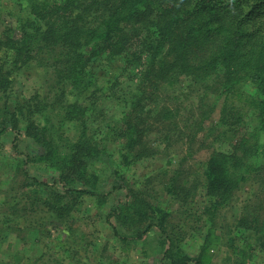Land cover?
Returning a JSON list of instances; mask_svg holds the SVG:
<instances>
[{
	"label": "trees",
	"instance_id": "1",
	"mask_svg": "<svg viewBox=\"0 0 264 264\" xmlns=\"http://www.w3.org/2000/svg\"><path fill=\"white\" fill-rule=\"evenodd\" d=\"M20 4L17 25L0 34V54L12 64L0 55V100L12 89L15 71L31 60L51 79L45 93L16 99L18 116L9 112V119H1L0 133L10 128L11 120L26 124L25 132L39 146L36 158L59 170L53 182H40L47 188L46 195L37 189L25 191L32 200L26 207L34 211L35 205H41L71 231L60 243L64 257L58 253L26 256L23 264H86L91 258L86 234L77 235L73 221L79 197L93 195L106 204L115 190L127 189L122 183L98 189L100 175L89 171L90 162L111 155L109 136L123 140L121 155L126 163L147 155L150 149L145 145L137 149V145L144 143L153 119L172 120L180 114V106L162 103L159 85L172 84L181 76L203 85L206 93L214 90L224 97L219 121L228 128L222 135L230 132L235 136L228 138H238L232 149L209 157L203 173L206 205L189 201L188 188L178 183L177 176L166 185L177 200L202 211L196 218L202 220L207 214L204 241L195 254L188 253L168 230L171 212L134 188L127 189L126 200L118 202L111 214L122 219L123 230L132 228L130 221L145 223L135 227L130 237L114 226L124 242L143 239L159 229L161 264H213V248L222 241L214 234L215 215L233 202L247 181L259 180L264 188V0H23ZM2 17L0 0V23ZM106 51L132 55L139 68L134 71L137 80L131 75L132 85L115 97L117 113H109L107 105L98 101L96 90L92 106L71 102L67 96L74 88L90 90L89 63ZM72 129L75 136L70 134ZM259 221L242 217L237 227L252 226L264 236V227L260 230L264 223ZM43 226L38 221L31 229L40 233ZM230 246L235 249L229 257L233 264H250L256 255L255 244L244 237L232 235Z\"/></svg>",
	"mask_w": 264,
	"mask_h": 264
},
{
	"label": "rangeland",
	"instance_id": "2",
	"mask_svg": "<svg viewBox=\"0 0 264 264\" xmlns=\"http://www.w3.org/2000/svg\"><path fill=\"white\" fill-rule=\"evenodd\" d=\"M21 1L1 0L3 17L0 34L6 31L7 26L17 25L16 17L22 13ZM0 55L7 60V65L12 66L8 56L2 52ZM136 63L132 55L103 52L89 63L93 79L90 90L72 89L67 95L69 101L92 106L96 102L92 92L96 90L98 101L107 105L109 113H117L120 110L116 107L115 97L132 85L131 75L137 80L134 71L139 68ZM12 77V89L0 100V121L5 117L9 119V112L18 116L15 112L16 99L30 98L37 92L45 93L51 79L50 73L38 66L35 60L16 70ZM159 86L162 103L170 108L180 106V114L172 120L153 119L152 127L143 137L144 143L137 145V149L145 145L150 149L149 153L131 158V162L126 163L121 155L123 140L109 136L107 143L111 155L91 161L88 169L100 175V190L122 183L127 189L134 188L140 191L141 196L162 204L171 212L168 217L169 232L180 239L184 249L193 255L208 233V216L205 214L202 220L196 218L202 211L190 208L187 201L177 200L167 192L166 185L173 176H177L178 183H184L188 188L189 201L206 205L209 201L205 195L203 173L209 157L217 151L232 149L238 138H228V135L235 136L230 132L222 135L228 126L219 121L224 97H218L217 91L208 90L209 93H206L203 85L185 76L172 84L162 82ZM120 116L116 114L117 118ZM58 118L55 116L54 120ZM9 125L6 132L0 133V264H23L26 256L34 259L40 254L58 253L64 257L60 243L71 235V231L55 215L44 211L41 205H35L37 208L34 211L26 207L32 200L25 197L28 189H37L41 195H46L47 188L40 182H53L59 170L36 158L39 146L25 132L26 124L22 120H11ZM70 134L75 136L76 130L72 129ZM259 183L254 179L247 181L236 191L233 202L217 211L215 219L218 227L214 229V234L220 235L222 241L213 248V264H233V259L229 260L235 252L230 246L232 235L244 237L255 244L256 255L249 261L250 264H264L262 233L252 226L250 229L237 227V221L242 217L251 223L259 218V224L264 223V188L261 189ZM127 189L115 190L106 204L99 203L93 195L79 197L73 221L77 235L86 234L88 255L91 257L86 264H161L159 229L154 228L143 239H129L128 242L115 233L114 226L130 237L135 227L145 224L137 219L129 222L132 228L123 230L122 219L111 214L118 202L126 200ZM38 221L44 225L40 233L31 229ZM261 227L264 225L260 226V230ZM20 257L23 259L19 260Z\"/></svg>",
	"mask_w": 264,
	"mask_h": 264
}]
</instances>
